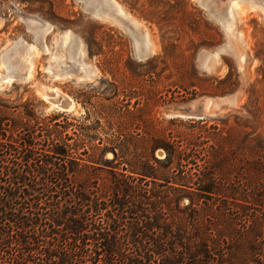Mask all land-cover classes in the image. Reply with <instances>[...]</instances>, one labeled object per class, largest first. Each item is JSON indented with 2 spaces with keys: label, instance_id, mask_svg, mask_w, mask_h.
Listing matches in <instances>:
<instances>
[{
  "label": "trees",
  "instance_id": "trees-1",
  "mask_svg": "<svg viewBox=\"0 0 264 264\" xmlns=\"http://www.w3.org/2000/svg\"><path fill=\"white\" fill-rule=\"evenodd\" d=\"M262 94L250 87L233 125L153 120L145 104L70 136L0 110L22 145L0 129V264H264V135L249 120Z\"/></svg>",
  "mask_w": 264,
  "mask_h": 264
},
{
  "label": "rangeland",
  "instance_id": "rangeland-1",
  "mask_svg": "<svg viewBox=\"0 0 264 264\" xmlns=\"http://www.w3.org/2000/svg\"><path fill=\"white\" fill-rule=\"evenodd\" d=\"M233 1L241 2L243 14H227L226 0H107L103 13L114 15L109 19L95 16L83 0H0V74L9 63L4 56H16L7 59L19 73L33 64L30 79L0 85V110L11 120L26 106L43 126L62 128L70 136L81 125L94 126L99 114L106 121L115 118L116 109L142 116L138 110L145 104L153 120H186L173 111L212 97L223 102L204 120L230 117L227 124L233 125V117L245 118L251 86L256 103L263 104L264 86L257 81L264 75V16L257 5L264 0ZM101 2L95 0V11ZM148 42L155 50L140 58L138 45L144 50ZM231 83L232 90L222 94ZM53 90L75 108L52 105L44 95ZM234 94L238 99L232 107L226 98ZM253 119L251 126L264 135V112ZM7 124L0 125L1 144L19 151L22 145L14 143L19 137ZM140 126L128 123L126 134L141 137Z\"/></svg>",
  "mask_w": 264,
  "mask_h": 264
},
{
  "label": "water",
  "instance_id": "water-1",
  "mask_svg": "<svg viewBox=\"0 0 264 264\" xmlns=\"http://www.w3.org/2000/svg\"><path fill=\"white\" fill-rule=\"evenodd\" d=\"M84 3H88V0H83ZM200 1V0H198ZM202 2V1H201ZM108 3L107 0H103L102 4V10L108 9ZM93 12V11H92ZM94 14V13H93ZM96 16V15H95ZM114 15H108L107 18H114ZM6 58V62L11 63L9 58H16V56H4ZM145 56H142L140 58H144ZM6 66L7 72L6 74H0V85L2 83H9L10 81H24L28 79V71L25 70L24 72L19 73L17 70H15L13 67ZM72 68L69 66L67 69V72H71ZM87 77V76H86ZM8 78V79H6ZM48 98V101L56 106L58 109L62 111H70L74 109L75 107L70 104V101H68L66 98H64L62 95L59 94L58 97H55L54 93L45 94ZM228 99V101H234L237 102L238 94L231 95ZM222 99L219 98H212V97H203L198 100L190 101L188 103H185L183 105L178 106L173 112L175 117H182L187 119H197V120H203L205 117H207L208 114H210L213 110H216L220 108V103Z\"/></svg>",
  "mask_w": 264,
  "mask_h": 264
},
{
  "label": "bare ground",
  "instance_id": "bare-ground-1",
  "mask_svg": "<svg viewBox=\"0 0 264 264\" xmlns=\"http://www.w3.org/2000/svg\"><path fill=\"white\" fill-rule=\"evenodd\" d=\"M89 2L88 3H86L88 6V8H91V10L93 11V13H94V15H96L97 17H101V18H107L108 17V15L109 14H105V13H103V10H102V4H103V2H101L102 4H101V6L95 11V9H94V7H93V4H95V0H88ZM101 1V0H100ZM103 1V0H102ZM110 1V0H109ZM227 2H226V9L229 11V13H227V14H243L244 12L242 11V10H239V6L237 5L238 3H241L240 1H233V0H231V1H229V0H226ZM257 1V0H256ZM200 2V1H199ZM253 4H255V0H253ZM112 3H114V2H112ZM248 3H249V1H248ZM252 3V2H251ZM212 4V3H211ZM115 5V4H114ZM114 5H112V6H114ZM258 8H259V10H261V12H262V15L264 16V2L262 3V2H258ZM117 9H119L118 7H116ZM107 9V8H106ZM109 9V8H108ZM116 10V9H115ZM226 10V11H227ZM122 14V13H121ZM215 16V15H214ZM215 18H217L216 16H215ZM220 21V20H219ZM221 22V21H220ZM222 23V22H221ZM132 26V25H131ZM222 26H223V23H222ZM66 43V42H65ZM148 46V47H147ZM144 47H146L144 50L141 48V46H140V44L138 45V49H139V53H138V55H140V56H144V55H146V52L148 53V54H152L153 52H154V50H155V48H154V46L150 43V42H148L147 44H145V46ZM140 49L142 50V52H140ZM144 51V52H143ZM15 52V51H14ZM81 57V56H80ZM32 60V59H31ZM208 63V62H207ZM6 64V63H5ZM205 64V63H204ZM8 65V64H7ZM6 65V66H7ZM205 67V66H204ZM7 70V69H6ZM27 71H28V79H30L31 78V76H32V72H33V64L29 61L28 62V64H27ZM7 72V71H6ZM59 78V77H58ZM6 79H8V78H6ZM53 93H54V95H55V97H58L59 96V94H60V92L58 91V90H53ZM60 95H62V94H60ZM64 97V96H63ZM44 98L45 99H48L47 97H46V95H44ZM65 98V97H64ZM67 99V98H66ZM68 100V99H67ZM70 104L72 105V106H74V103H72V102H70ZM228 105L229 106H235L236 105V102H234L233 100L232 101H230L229 103H228Z\"/></svg>",
  "mask_w": 264,
  "mask_h": 264
}]
</instances>
